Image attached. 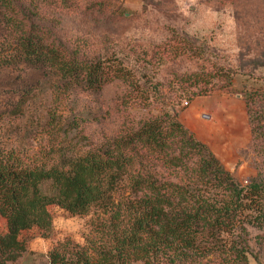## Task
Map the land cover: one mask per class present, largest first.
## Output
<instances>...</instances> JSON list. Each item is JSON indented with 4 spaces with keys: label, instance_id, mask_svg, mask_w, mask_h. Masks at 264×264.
<instances>
[{
    "label": "trees",
    "instance_id": "16d2710c",
    "mask_svg": "<svg viewBox=\"0 0 264 264\" xmlns=\"http://www.w3.org/2000/svg\"><path fill=\"white\" fill-rule=\"evenodd\" d=\"M53 1L77 7L91 21L107 18L93 13L104 0ZM48 2L0 0V264H14L26 249L24 230L49 232V205L90 214L92 233L69 250L51 247L48 264H247L246 225H264V176L241 184L181 123L172 106L175 95L162 98L170 105L157 113L117 122L100 141L69 153L57 147L43 158L7 146L3 124L22 114L33 86L8 80L3 72L13 66L42 70L58 102L75 88L100 91L109 84L121 85L113 102L117 108L151 99L137 71L115 56L85 51L79 38L64 34L61 16ZM170 48L175 54L191 49ZM216 70L176 74L181 90L176 96L192 99L214 86L229 89L230 75L217 82ZM241 96L264 170V86ZM62 112L58 119L50 112L48 123L66 133L73 121L67 124L69 114Z\"/></svg>",
    "mask_w": 264,
    "mask_h": 264
},
{
    "label": "rangeland",
    "instance_id": "374dc122",
    "mask_svg": "<svg viewBox=\"0 0 264 264\" xmlns=\"http://www.w3.org/2000/svg\"><path fill=\"white\" fill-rule=\"evenodd\" d=\"M48 1V9H55L61 16L64 34L79 38L85 51L115 56L137 71L145 80L151 99L117 108L113 102L121 85L109 84L100 91L75 88L58 102L42 70L27 67L24 72L25 67L13 66L3 72L6 78L24 79L34 87L22 114L3 124L2 139L7 146L43 158L52 156L57 147L69 153L100 141L117 122L157 113L162 106L170 105L160 100L175 95L172 106L178 109L181 123L209 147L241 184L248 178L264 176L252 148L241 96L245 89L264 86V0H104L99 11L94 9L93 13L107 18L96 22L77 7ZM170 46L191 49L175 54ZM197 47L203 49L201 55ZM215 67L221 72L216 70L214 74L217 82L230 75L229 89L214 86L192 99L185 94L176 96L181 92L176 74ZM186 83L182 81L183 85ZM62 111L69 114L67 124L73 121L66 133L57 129L54 122L48 123L50 112L58 119ZM48 208L52 215L49 232L41 235L35 227L24 230L26 249L14 264H48L51 247L69 250L91 231L90 214H70L54 205ZM246 227V262L264 264V225ZM215 261L209 263L217 264Z\"/></svg>",
    "mask_w": 264,
    "mask_h": 264
},
{
    "label": "built area",
    "instance_id": "2783aa9c",
    "mask_svg": "<svg viewBox=\"0 0 264 264\" xmlns=\"http://www.w3.org/2000/svg\"><path fill=\"white\" fill-rule=\"evenodd\" d=\"M183 102H184V103H186V101H185V100H184Z\"/></svg>",
    "mask_w": 264,
    "mask_h": 264
}]
</instances>
